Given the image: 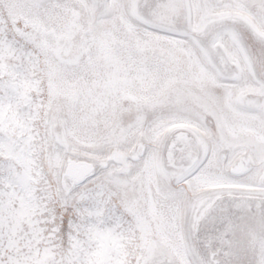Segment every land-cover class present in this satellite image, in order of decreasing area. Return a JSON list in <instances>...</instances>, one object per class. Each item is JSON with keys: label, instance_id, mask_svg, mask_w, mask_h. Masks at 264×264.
Returning <instances> with one entry per match:
<instances>
[{"label": "snow or ice", "instance_id": "obj_1", "mask_svg": "<svg viewBox=\"0 0 264 264\" xmlns=\"http://www.w3.org/2000/svg\"><path fill=\"white\" fill-rule=\"evenodd\" d=\"M0 264H264V0H0Z\"/></svg>", "mask_w": 264, "mask_h": 264}]
</instances>
